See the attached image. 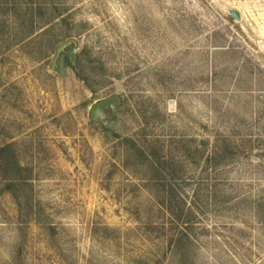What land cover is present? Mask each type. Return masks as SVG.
<instances>
[{"label": "rangeland", "instance_id": "rangeland-1", "mask_svg": "<svg viewBox=\"0 0 264 264\" xmlns=\"http://www.w3.org/2000/svg\"><path fill=\"white\" fill-rule=\"evenodd\" d=\"M6 144L0 264H264V0H0Z\"/></svg>", "mask_w": 264, "mask_h": 264}, {"label": "water", "instance_id": "water-1", "mask_svg": "<svg viewBox=\"0 0 264 264\" xmlns=\"http://www.w3.org/2000/svg\"><path fill=\"white\" fill-rule=\"evenodd\" d=\"M232 16L235 19H238V14L234 10L230 11ZM76 45V40L74 38H68L62 42H60L56 48L55 53L51 62V66L54 67L57 63V59L61 52L65 50L68 46ZM75 50V49H74ZM118 98L117 93L112 94L111 96H108L105 99L100 100L99 102L93 104L90 108V118L92 120H96L99 116L103 115L105 110L109 107L111 103H113Z\"/></svg>", "mask_w": 264, "mask_h": 264}, {"label": "trees", "instance_id": "trees-1", "mask_svg": "<svg viewBox=\"0 0 264 264\" xmlns=\"http://www.w3.org/2000/svg\"><path fill=\"white\" fill-rule=\"evenodd\" d=\"M74 69L76 70V66H74ZM0 152L4 153L0 158V163L2 162L7 169L11 168L14 169L15 173L17 175H20L22 167L21 165L16 161V158L11 151L10 145L6 144L4 146L0 147Z\"/></svg>", "mask_w": 264, "mask_h": 264}]
</instances>
